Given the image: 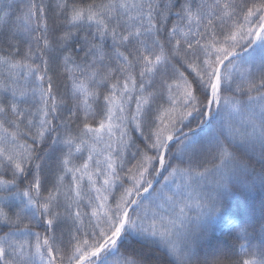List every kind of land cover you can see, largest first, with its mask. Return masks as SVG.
Segmentation results:
<instances>
[{"label": "snow or ice", "instance_id": "6c2138e0", "mask_svg": "<svg viewBox=\"0 0 264 264\" xmlns=\"http://www.w3.org/2000/svg\"><path fill=\"white\" fill-rule=\"evenodd\" d=\"M0 69V264H107L133 240L121 264H197L230 177L259 163L264 186V0H0ZM160 198L170 226L146 225ZM240 223L260 242L231 264H264V205Z\"/></svg>", "mask_w": 264, "mask_h": 264}, {"label": "trees", "instance_id": "16d2710c", "mask_svg": "<svg viewBox=\"0 0 264 264\" xmlns=\"http://www.w3.org/2000/svg\"><path fill=\"white\" fill-rule=\"evenodd\" d=\"M196 3H199L200 0H195ZM206 2L211 3V0H206ZM251 51V49L249 50ZM248 53L244 54L247 57ZM255 64L259 63L258 55L254 60ZM249 67V62L246 60H240L237 64V71L243 72L246 68ZM0 72H3L0 69ZM7 73H4L6 75ZM23 83V81H21ZM128 108L132 110L134 113L135 104L134 102H129ZM129 113L126 110L123 113L124 116H127ZM119 116L120 114L117 113ZM223 118L226 122L232 123L234 127L239 128L242 123H246V117L241 115L233 114L231 117L228 116L227 112L223 113ZM118 123L122 121H117ZM95 126V125H94ZM8 128L7 125H5ZM195 127V125H194ZM215 127V125H214ZM13 131L12 128H8V132ZM114 131L118 134V129H114ZM134 136L138 134H133ZM0 136H7V132L0 130ZM107 139V136H105ZM20 143H24L23 140ZM104 145L101 143L98 145V148L103 149ZM256 151L259 152V144L256 145ZM213 163L218 162H210L207 167L212 171L208 175V185L211 186L212 183L219 179V173L213 175L216 172L213 169ZM260 172L261 168L259 163L255 165V174H234L230 177V191L222 192L220 196V210L218 214H212L210 218H206L205 221L201 224L200 232L202 234H206L208 239L199 244L195 249V255L192 257L197 264H204L205 261L208 264H212L213 261L218 259H226L228 264H231V261L234 259H238L242 254L241 245H244V249H248L260 242L259 233H255L250 240H243L237 238V232L242 227L240 220L243 218L250 224H255L258 226L261 220V212L262 205H264V186L261 185L260 182ZM179 183L180 181H176ZM163 184V181L160 180L156 186V192L153 193V196L159 194L160 185ZM83 185L87 188L88 179L87 176L84 177ZM245 185H250L251 190L245 187ZM175 185L170 184L168 188H166L165 196L171 194V190L174 189ZM119 193H116L118 195ZM199 190L193 189L191 191V198L189 200L194 203L199 198ZM147 195V194H144ZM109 202H111V197ZM145 202V205H144ZM152 200H144L143 208L148 209L147 203H151ZM141 211V210H140ZM208 211V209H205ZM197 212L194 214H187V216H195ZM147 225V224H146ZM194 220L189 224V227H194ZM34 231H42L41 228H34ZM177 240L178 246L183 253L185 251L183 238L182 237H174ZM145 251L144 246L138 240H133L131 242H126L119 249V252L109 255L107 257V264H121L122 258L126 255L134 254L137 252ZM155 259L164 261L165 257L157 254Z\"/></svg>", "mask_w": 264, "mask_h": 264}, {"label": "rangeland", "instance_id": "374dc122", "mask_svg": "<svg viewBox=\"0 0 264 264\" xmlns=\"http://www.w3.org/2000/svg\"><path fill=\"white\" fill-rule=\"evenodd\" d=\"M188 202L192 203L191 200H188ZM144 205H145V202H144ZM146 205L148 209H145V208L140 209L142 214H145L147 217L145 219V224H147L149 222V219H151V217L155 215L157 217V227L170 226L168 222L170 219L174 218L172 206L170 205V202H167L165 198H160L159 200L155 202L154 200H152L151 203H147ZM178 210L179 209L176 208L177 212ZM185 212L186 214H194L195 212H197V210L195 207L191 209L186 208ZM195 216L193 217L188 216V217L191 218L192 221L194 220L195 222Z\"/></svg>", "mask_w": 264, "mask_h": 264}, {"label": "water", "instance_id": "95a60500", "mask_svg": "<svg viewBox=\"0 0 264 264\" xmlns=\"http://www.w3.org/2000/svg\"><path fill=\"white\" fill-rule=\"evenodd\" d=\"M249 50H250V49H249ZM246 53H247V52H244L243 55L246 54ZM156 184H157V183H156ZM156 184H154V187L156 186Z\"/></svg>", "mask_w": 264, "mask_h": 264}]
</instances>
